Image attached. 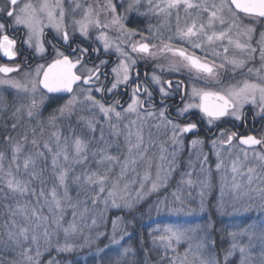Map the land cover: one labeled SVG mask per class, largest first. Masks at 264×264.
<instances>
[{
  "label": "snow or ice",
  "instance_id": "snow-or-ice-1",
  "mask_svg": "<svg viewBox=\"0 0 264 264\" xmlns=\"http://www.w3.org/2000/svg\"><path fill=\"white\" fill-rule=\"evenodd\" d=\"M133 13L162 18L169 24L171 34L165 39L159 31L154 33L151 25L147 32L127 27ZM174 15L173 32L170 21ZM257 22L264 24V0H219V3L216 0H104L103 3L100 0H0V59L6 61L0 63V86L14 90L11 127L4 124L0 128L7 133L17 132L22 125L35 121L30 129L31 140L27 128L17 137L3 136V143L8 147L0 151V201L11 200L15 204L5 205L9 220L4 225L7 240L0 239V264H45V254L49 256L47 264H64L60 257L77 249L68 240L79 231L76 217L80 208L83 209L79 212L81 219L88 213H99L93 217L92 225L97 227L98 237L107 236L106 231H98V221L105 228L108 226L105 213L133 207L120 195L135 183L128 179L129 173H136L141 163L147 168L153 165V159L148 157L150 146L144 140L145 127L155 128L166 137L159 145V160L168 163L164 180H160L158 173L149 192L166 186L165 181L185 167L177 161V156L184 150L189 134L198 137V123L188 119L197 112L199 124L206 125L212 133L210 151L202 150L204 140L191 139L188 163L186 170L180 172L177 188L199 186V211L203 213L204 192L211 188L212 182L211 157L215 156V170L219 173L225 169V151L230 158L235 152L231 160L232 191L242 187L236 182V176L246 174L249 185L254 179L264 183V175L257 172V166L264 172V131L258 137L222 126L245 123L246 108L258 110L256 114L264 117V31L259 34L258 47L251 43L255 28L250 25ZM48 30L54 33L52 40L47 39ZM113 32L115 36L110 35ZM154 40L159 43H153ZM21 48L41 62L34 68L27 60L17 63ZM257 53L261 66L247 67L257 58ZM101 55L107 58L101 59ZM162 59L168 62L160 63ZM141 61L156 62L151 74L145 71L141 76ZM177 95L182 106L175 109L173 119L167 101ZM64 96H67L64 103L47 118L48 126L57 130L41 143L37 131L43 136L45 122L37 118L42 116L51 99H64ZM125 96L128 99L122 103ZM6 104L0 96V109ZM83 112L88 115H81ZM62 120L69 122V136L63 140L57 128L58 121ZM121 135L124 149L116 143L117 151L113 154L110 151L113 138L118 141ZM151 135L149 131L150 138ZM237 137L238 143H234ZM29 144L32 150H28ZM167 144L172 145L170 154H167ZM151 146H156L155 141ZM249 152L257 166L248 167L245 173L242 169L249 160ZM5 160H8L7 167ZM197 163L200 168L193 179ZM69 176L77 187L75 202L69 196ZM149 178L146 171L143 180ZM49 180L52 181L50 188ZM221 184L216 213L211 212L209 205V214L195 224L167 226L149 233L153 245L164 249L161 264L165 259L167 264H188L190 254H193V264H221L219 254L213 252L217 234L222 243L225 239L229 242L222 249L224 264H264V220L242 226L218 220L217 213L221 217L228 215L223 177ZM81 191L84 200L79 199ZM258 191L264 199V187ZM172 197L173 205L180 207L167 210L184 211L185 201L181 196L174 191ZM66 203L73 209V219L63 227ZM167 205L165 197L154 207L160 212ZM45 206L53 217L56 234L62 231L65 236L63 244L52 242L54 234L49 231V217L42 211ZM17 215L28 223L18 222ZM135 219L131 216V221ZM110 226L113 245L120 246L125 237L133 240L134 228L129 233L127 228L131 224L120 216L111 218ZM41 228L43 232L39 231ZM181 242L188 245L183 256L174 246ZM169 252L174 255L168 256ZM117 253L109 264H136L131 245L124 246L122 251L118 248Z\"/></svg>",
  "mask_w": 264,
  "mask_h": 264
},
{
  "label": "rangeland",
  "instance_id": "rangeland-1",
  "mask_svg": "<svg viewBox=\"0 0 264 264\" xmlns=\"http://www.w3.org/2000/svg\"><path fill=\"white\" fill-rule=\"evenodd\" d=\"M217 3H219V0H216ZM181 20L182 22L181 27L184 26V19H183V13H181ZM247 24V21H245ZM255 28L253 39L251 43L254 47H258L257 41L259 40V34L261 31H264V24H261L259 22L255 23L254 25H250ZM173 31V30H172ZM174 32V31H173ZM168 35L171 33L167 31ZM110 35L115 36V33H110ZM2 61H0L1 63ZM261 66V61L259 60V56L257 53V58L249 62L247 67H253V68H259ZM247 67L244 69V72H247ZM231 74L230 66H229V72L228 75ZM16 75V74H13ZM255 78V77H253ZM225 79H227V76H225ZM0 96L4 97L7 104L3 109H0V125L4 124H11L12 121L10 119L12 107L11 103L14 99V90L7 89L5 90L4 86H0ZM67 99V97L65 98ZM61 100V104L64 103V100ZM54 99H51V101ZM50 101V102H51ZM49 104V103H48ZM59 105V106H60ZM57 106V107H59ZM249 109L252 114L255 117H260V115H257L256 112L258 110L253 111L250 108ZM45 110V109H44ZM41 118L38 117L37 120H43L45 122L44 125V132L43 136L40 135L39 130L37 131V138L41 140V143H43L44 140H48L51 137V133L53 131H56L57 129H53L52 127L48 126L47 124V118L49 113L45 114L43 112ZM81 115L87 116V112L81 113ZM76 117H72V123L75 125ZM68 120H62L58 121L57 128L61 131L63 140V137L69 136V127H68ZM35 124V121H33V124H24L20 129L17 130V132H13V136L17 137L20 135L25 128L29 130V140H31V127ZM123 125H121V128ZM3 128H0V131L2 132ZM79 131V129H77ZM149 131H151V138L149 137ZM4 132V131H3ZM12 133V132H11ZM100 133L99 130L96 132V136L99 137ZM166 139L161 133H158L155 128H149L145 127L144 129V140L145 143L150 146V150L148 152V157H151L153 159V165L151 168H147L146 164L141 163L137 165V171L136 173H129L128 179L129 180H135V183H132L129 185V189L127 192H121L120 195L125 196L129 203L133 204V209L136 207H139L142 203H144V206L142 207L141 213H138V221L137 216L135 217V221H131V217L124 219L128 221L131 224V227L127 228V231L130 233L133 231V228L135 230V236L133 240H127L125 237L124 240L121 241V245H113L111 243V226H110V219L114 218L113 215L117 211L116 209H112L111 211H114L113 213L107 212L105 213V216L108 220V226L107 228L104 227L103 222H99V232H107V236H100L98 237L97 234V227L92 225V219L94 216H98L99 213H88L81 219L76 218V223L79 225V231L72 235L69 243H73L77 245V249L73 253L69 254H63L60 259L63 260L64 264H73L74 261H79V264H106L103 263L104 259L102 256L107 252L110 253V256H116L117 257V249L119 248L120 251H122L124 246L131 245L133 249L135 250V256L133 259L135 260L136 264H161V258L165 256V252L163 247L161 246H154L152 243V236L149 235L150 232H153L155 229H163L167 226H177L181 224H195L200 221L202 216H207L209 214V205H211V212L216 213L215 205L219 201L220 198V189H221V178L223 177L224 180V199L226 201L225 205V211L228 213V215L220 216L217 213V219H222L226 223L230 225H246L247 223H258L260 220H264V199H261V195L258 191L259 188L264 187V183H262L259 179H254L251 185L248 184L247 175L243 176H236V182L241 184V189L237 192H234L231 190V185L233 183V173L231 172V160L235 158V152H233V156L230 158L228 156V153L224 152V165L225 169L219 173L215 170V163L216 159L215 156L211 157V167H212V182H211V188L206 190L204 192V206L205 211L201 213L199 211L200 207V200H201V188L199 186H194L192 188H188L186 185L181 186L179 189L177 188L178 181L180 179V172L186 170V165L188 163V145L191 140L188 142L184 141V150L178 154L177 161L184 165L185 167H181L179 171L174 173L170 178H168L165 181L166 186H162L158 191L149 192V189L152 186L153 181L157 180V174L159 173L160 180H164L165 178V172L168 168L167 161L161 162L159 160L160 156V149L159 145L160 143ZM114 143L113 147L110 149V151L115 154L117 151V148L115 146L116 143L119 144L120 149H124V137L121 135L118 139V141L113 138ZM155 141L156 146H151L152 142ZM207 146L210 147V143L203 146V151L205 153L209 152L210 149L206 148ZM7 145L3 143V137H0V151H4L7 149ZM53 147H55V144L53 142ZM167 148V154H170L172 152V145L167 144L165 145ZM226 147V146H225ZM28 150L31 149V144L28 145ZM34 151V150H33ZM239 151V149H237ZM10 156V153H9ZM168 159H171V156H168ZM241 159H243V155L241 154ZM193 160L195 161V156H193ZM5 167L8 165V160L4 161ZM158 165H161V167H158ZM251 166H257L256 162L252 159V153L249 152V160L244 165L242 171L245 173L247 172V168ZM94 167V165H93ZM200 165L197 163L195 165V171L193 173V179L196 178V172L199 171ZM103 169H101L102 171ZM77 173H79L80 169L77 168ZM149 174V179L143 180V177L145 175V172ZM257 172L260 175H264V172H261L260 168L257 166ZM143 180L144 187L141 188V181ZM69 196L73 198V202H75V198L77 195H73L71 193L72 187L74 184H72L71 176H69ZM52 184V181L49 180L48 187L50 188ZM37 191H39V182L36 183ZM123 188V183L121 184V189ZM177 192L178 195L181 196V198L185 201L184 204V211L180 213H174L169 212L167 209L169 207H180V205H173V197L172 193ZM75 193V192H74ZM77 194V193H76ZM138 197H142V199H138ZM165 197L168 198V205L167 207L162 208L160 212H157L155 210V204L158 200H163ZM81 200H84L83 198H79ZM11 204H15L14 201H10ZM23 203V201H21ZM34 203V201L32 202ZM91 207V205H88ZM102 207V206H101ZM131 208V209H132ZM247 208L248 210L245 211L244 209ZM124 210H131L128 208H122ZM239 209V211H237ZM29 210H31V205L29 206ZM43 214L49 217L48 220V227L49 231L52 232L54 235L52 237V242L55 244L57 241L61 244L65 242V236L62 231H60L58 234L56 225L52 223V215L48 212L47 207L45 206L43 209ZM83 211L82 208L78 209L77 212ZM73 209L69 206H67V203L65 204V212L67 215L62 221L63 227L68 226V222L73 219L72 217ZM143 213V215H142ZM113 216V217H112ZM110 217V218H109ZM17 221L20 223L27 224L28 222L24 220L23 216L17 215L16 217ZM9 220V214L7 211H5L3 214L0 215V239L7 240L6 235V229L4 228L5 223ZM79 220V221H78ZM139 223L141 230L135 227L134 223ZM219 226V224H218ZM40 232H43V228L39 230ZM64 236V237H63ZM103 239V242L99 245H95V241ZM117 239H120V236H117ZM216 240V247L213 250L215 254H219L221 264H224L223 260V251L222 249L227 248L229 246V242L227 239L222 243L220 239V235L217 234L215 236ZM94 241V242H93ZM126 241V243H125ZM82 245V247H80ZM95 245V246H94ZM41 246H44L43 237H41ZM94 246V247H93ZM177 248V252L183 256L185 249L187 248V243L181 242L179 245H174ZM53 255L56 254L53 252ZM168 256L174 255L173 253L169 252L167 254ZM45 264H47V261L49 259V256L45 254L43 257ZM163 264H167V260L165 259ZM188 264H193V254H190L188 257ZM198 264V262H196Z\"/></svg>",
  "mask_w": 264,
  "mask_h": 264
},
{
  "label": "flooded vegetation",
  "instance_id": "flooded-vegetation-1",
  "mask_svg": "<svg viewBox=\"0 0 264 264\" xmlns=\"http://www.w3.org/2000/svg\"><path fill=\"white\" fill-rule=\"evenodd\" d=\"M89 2H93V0H89ZM101 3L104 2V0H100ZM67 7V4L65 5ZM182 22V20L180 21V23ZM149 25H151L153 27V32H157L159 31L164 37L165 39L168 36L167 31H169V24H166L163 19L161 18L160 20H157L156 18H146V17H140L137 16L135 13L132 14V19L130 21L127 22L126 26L129 28H140V29H144L145 32H147V28L149 27ZM181 26V24H180ZM170 27L171 29L174 31L176 28V19H175V15L171 18L170 21ZM96 33L93 32V35H95ZM54 36V33L51 30H48L47 33V39L48 40H52ZM153 43H159V40H154L152 41ZM49 52L51 51V48L49 47ZM101 59H106L107 57L101 55L100 57ZM114 59V57H113ZM21 60H27L29 64H31V66L34 68L35 65L37 63H40L41 61L38 58H33L32 53L30 51H27L23 48H21V56L19 57V59L17 60V63H19ZM0 61H2L1 63L6 62L4 59H0ZM160 63H167V60H160ZM156 63L155 61H148V62H144L141 61L140 63V73L141 76L143 77L145 71H147L149 74H151L152 70H153V64ZM67 96H64V99ZM128 97L125 96L121 99L122 103H125L127 101ZM63 100V99H61ZM168 104L171 105V116L174 119L175 118V109L179 106H182L180 104V97L174 96L169 98V100L167 101ZM246 122L245 123H240L238 126H233L231 124H227V125H222L223 127H228L231 130L237 131L239 134L242 135H247V134H253V135H257L258 137L262 134V131H264V117L260 116V117H255L252 112L246 108ZM182 120L184 118H181ZM189 120H191L192 122H196L198 123L199 127H198V137L193 136L192 134H189L186 139L185 142H188L191 139L194 138H199L205 141L206 144H209L210 140L212 139V133H209L207 131V127L204 124H199V113L197 112L196 115L194 116H190L188 117ZM234 143H238V137L237 140ZM209 146H207L206 148L208 149ZM210 149V147H209Z\"/></svg>",
  "mask_w": 264,
  "mask_h": 264
},
{
  "label": "trees",
  "instance_id": "trees-1",
  "mask_svg": "<svg viewBox=\"0 0 264 264\" xmlns=\"http://www.w3.org/2000/svg\"><path fill=\"white\" fill-rule=\"evenodd\" d=\"M54 100H52L51 102H49V104H48V106H47V108L45 109V110H43V112H45V114H47V113H49V112H51L53 109H55V108H57V106H59L60 105V103H61V99H55V98H53ZM44 114V113H43ZM41 118V117H40ZM9 128L11 127V124H8L7 125ZM8 134H11L12 136L14 135L13 134V132L12 133H7V132H3V129H2V132L0 131V137H3L4 135H8ZM72 190H73V192L71 191V193H73V195H77L76 193H77V187H76V185H74L73 187H72ZM75 192V193H74ZM79 198H83V199H85V195H84V193H83V191H81V195H80V197ZM11 200H8V201H0V215L1 214H3L6 210H5V205L6 204H9V203H11L10 202ZM144 206V203H142L139 207H135L134 209L132 208L131 210H124V209H122V210H120V211H116L115 212V214H117V215H113L114 217L115 216H120L122 219H127V218H129V217H131V216H137V220L136 221H138V213H141V211H142V207ZM114 211H111V213H113ZM67 214L66 213H64V218L63 219H67V218H65V216H66ZM112 216V217H113ZM79 217H80V215L79 214H77V219H79ZM110 218V217H109ZM79 220H81V219H79ZM78 220V221H79ZM135 224V227L136 228H138L139 230H141V227H140V225H139V223H134ZM64 237V236H63ZM65 238V237H64ZM71 238V237H70ZM70 238H69V240H70ZM68 240V241H69ZM94 242V241H93ZM103 242V239H101V240H98V241H95V245L96 246H99L101 243ZM94 245V246H95ZM93 246V247H94ZM102 258L104 259V261H103V263H106V264H109V262H110V260H114L115 258H116V256H110V253L108 254L107 252L102 256Z\"/></svg>",
  "mask_w": 264,
  "mask_h": 264
}]
</instances>
